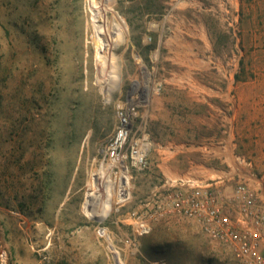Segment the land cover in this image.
I'll list each match as a JSON object with an SVG mask.
<instances>
[{
    "label": "rangeland",
    "instance_id": "1",
    "mask_svg": "<svg viewBox=\"0 0 264 264\" xmlns=\"http://www.w3.org/2000/svg\"><path fill=\"white\" fill-rule=\"evenodd\" d=\"M121 113L146 167H111ZM167 170L264 196V0H0V264H232L182 216L134 233Z\"/></svg>",
    "mask_w": 264,
    "mask_h": 264
},
{
    "label": "built area",
    "instance_id": "2",
    "mask_svg": "<svg viewBox=\"0 0 264 264\" xmlns=\"http://www.w3.org/2000/svg\"><path fill=\"white\" fill-rule=\"evenodd\" d=\"M129 135L130 124L121 113L118 131L106 147L108 160L121 155L123 160L130 158L135 166L146 167L147 152L142 140L132 145L130 154L125 152ZM199 179L204 182L173 181L166 176L165 182L130 215L134 233L146 234L152 220L182 216L199 224L209 238L228 244L232 264H264V196L252 183L228 187L227 179ZM257 184L264 186V175ZM147 264L168 263L159 259Z\"/></svg>",
    "mask_w": 264,
    "mask_h": 264
},
{
    "label": "bare ground",
    "instance_id": "3",
    "mask_svg": "<svg viewBox=\"0 0 264 264\" xmlns=\"http://www.w3.org/2000/svg\"><path fill=\"white\" fill-rule=\"evenodd\" d=\"M90 26H91V28H93L94 27L93 26V23L90 22ZM92 33H93V29H91L89 31V34H92ZM108 42H111V41L108 40ZM104 55L106 57H108L109 56L108 51L107 52H104ZM181 57H183V56H181ZM119 63L121 64V62H119ZM120 64L117 66L113 62L107 60L102 66H97L100 70L102 69V74L100 76H98L100 78L99 81L103 83L102 85H105V83H104L105 81H111L110 83L112 85H116L118 83L119 79L117 78V76H115V73L114 72L116 71L117 67H120ZM195 65H197V64H195ZM101 88L105 92V88L103 86H101ZM142 142H143L142 143V147H144V149H146V148L149 149L151 147V143L148 142V138L147 137H145L142 140ZM217 155H226L227 160L229 162H231L232 164H235L237 166L235 159L232 157V155L230 153H226L224 151H219L217 153ZM125 162H126V160H123V157L121 155H117L114 158H110V164H111V167L112 168H122V166H124ZM166 172H167L168 178L171 179V180H173V181H177L179 179H182L183 181L190 180V181H192L194 183H197V182L198 183H200V182L203 183L204 182V180H200V179L195 178V177H192V178L191 177L190 178L189 177L183 178L181 176H178V175L172 173L169 170H167ZM228 176H229V174L226 173V172L214 171L213 170L212 173L209 175V178H210L209 180H214V178L223 179V178L228 177ZM109 244L111 246L112 254H113V257L116 260L117 264H124V262H123V260H122V258L120 256L119 251L113 246V244L111 242Z\"/></svg>",
    "mask_w": 264,
    "mask_h": 264
},
{
    "label": "water",
    "instance_id": "4",
    "mask_svg": "<svg viewBox=\"0 0 264 264\" xmlns=\"http://www.w3.org/2000/svg\"><path fill=\"white\" fill-rule=\"evenodd\" d=\"M100 229H103V228H100Z\"/></svg>",
    "mask_w": 264,
    "mask_h": 264
}]
</instances>
